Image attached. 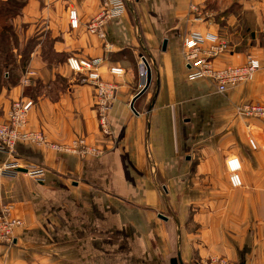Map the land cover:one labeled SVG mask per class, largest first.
<instances>
[{
	"label": "crops",
	"instance_id": "1",
	"mask_svg": "<svg viewBox=\"0 0 264 264\" xmlns=\"http://www.w3.org/2000/svg\"><path fill=\"white\" fill-rule=\"evenodd\" d=\"M20 1L0 122L12 101L28 96L34 106L25 130L58 144L83 136L103 153L25 141L13 153L0 151V165L20 166L1 178L0 205L23 222L11 243H0V264H188L208 256L264 264V120L239 111L245 102L264 103V0H124L125 11L105 22L104 39L85 27L100 0ZM216 33L230 40L216 65L249 55L262 64L223 93L209 79L187 78L182 51L188 34ZM70 56L100 58L101 76L117 84L107 134L99 130L94 87L68 66ZM141 56L150 82L134 98L144 85ZM232 158L240 164L237 187L228 179ZM28 166L43 168L41 179L27 175Z\"/></svg>",
	"mask_w": 264,
	"mask_h": 264
},
{
	"label": "built area",
	"instance_id": "2",
	"mask_svg": "<svg viewBox=\"0 0 264 264\" xmlns=\"http://www.w3.org/2000/svg\"><path fill=\"white\" fill-rule=\"evenodd\" d=\"M103 10L99 15H95L86 23V31L89 34L96 35L100 39H104V25L109 19L119 16L124 12L123 0H102ZM69 25L72 29H77L80 20L77 10L71 8L68 14ZM106 46V45H105ZM183 58L187 67V78L209 79L216 85L219 93L225 92L228 87L237 85L250 80L254 73L258 71L262 64L260 59L255 55H249L245 62L237 66H226L216 68L214 60L224 52L230 50V44L218 38L217 35L209 34L206 39L201 34H191L183 39ZM106 47H109L107 45ZM264 59V46H263ZM139 76L145 83L146 63L143 56L139 60ZM68 66L81 75V81L89 83L94 87V95L98 106V126L103 134H107L108 116L113 105L117 84L112 81L104 80L99 72L101 59H78L69 57L67 59ZM109 72L115 76H120L123 69L120 67H110ZM25 82V81H24ZM34 106L32 99L20 97L10 104L6 120L0 122V151L13 153L17 142L25 141L34 144H40L50 147L51 149L75 153L79 156L95 155L99 156L103 153V149H99L85 141L84 137H77L68 144H55L46 140L41 131H28L25 126L28 122V113ZM240 113L247 118H260L264 120V103L245 102L240 105ZM251 148H256L253 138L248 139ZM227 166L230 173V183L237 187L241 185V177L239 175L240 164L236 158L228 159ZM17 160H11L0 165V180L3 176H13L19 168ZM24 172L31 177L41 179L44 169L36 166H28ZM11 205H0V243H11L13 239V230L23 225L22 220L11 215ZM188 264H227L224 260L216 257L196 258Z\"/></svg>",
	"mask_w": 264,
	"mask_h": 264
},
{
	"label": "rangeland",
	"instance_id": "3",
	"mask_svg": "<svg viewBox=\"0 0 264 264\" xmlns=\"http://www.w3.org/2000/svg\"><path fill=\"white\" fill-rule=\"evenodd\" d=\"M7 1V0H6ZM124 1V0H123ZM13 2H15L16 3V5L15 6H10V9L13 11L12 13H11V15L9 16V18L11 19V21H12V19L15 17V16H17L18 14H19V12H20V5L22 4V2L20 1V0H14ZM7 3V2H6ZM122 4H123V8H124V11H125V3L124 2H122ZM71 8H74V7H70V8H68V10H67V15L69 14V10L71 9ZM193 9H194V11H197L194 7H193ZM76 10V9H75ZM103 10V2H102V0H100V12L97 14V15H99L100 13H101V11ZM12 28H13V33L11 34V35H9V37H8V41H7V55H6V63H7V65H6V67L5 68H2V70H0V72H2V74L0 73V88H1V85L5 82L4 80H5V78L2 76L3 75V73L4 72H8V70L10 69V63H9V56H10V41H11V39H12V36H14V33H15V29H14V26H13V21H12ZM227 34V33H226ZM230 33H228L227 35H229ZM205 39H206V36L207 35H203V34H201ZM216 35L218 36V38H220V39H224V40H226L229 44H230V40H229V38L225 35V34H218V33H216ZM237 35V34H236ZM187 36H190V34H188ZM30 41V42H29ZM27 43L29 44V45H33L32 43H33V41L32 40H28L27 41ZM49 43V39H48V37H46V38H44V47H45V45H47ZM183 51V50H182ZM225 53V52H224ZM223 54V53H222ZM48 56H49V58L50 59H52V60H58L59 58H60V56L59 55H56V54H54V53H51V52H49V54H48ZM220 56V55H219ZM70 57H74V56H70ZM69 57H67V59H68ZM3 59H5V58H3ZM67 59H66V63H67ZM88 59H91V58H88ZM93 59H96V58H93ZM217 59V58H216ZM215 59V60H216ZM215 60H214V64H215V67L216 68H222V67H226V66H237V65H239V64H225V65H223V66H218V65H216V63H215ZM140 61H138V63H139ZM240 64H242V63H240ZM2 66V65H1ZM114 83H116V82H114ZM23 98H29V99H32V98H30V97H28V96H23ZM254 102H259V101H249L248 103H254ZM12 103V102H11ZM263 103V102H262ZM38 131V130H37ZM42 132V131H41ZM45 136V135H44ZM79 137H83V136H79ZM77 138V137H76ZM86 141V140H85ZM55 144H58V143H55ZM60 145H63V144H60ZM97 147V146H96ZM99 149H100V147H99ZM229 177H230V173H229V176H228V179H229ZM229 182H230V180H229ZM230 185H231V183H230ZM232 186V185H231ZM232 187H234V186H232ZM211 257H216V258H219V259H221V260H224L227 264H233V263H231L228 259H226V258H224V257H222V256H208V257H205V259H208V258H211ZM196 259V258H195ZM192 261V260H191Z\"/></svg>",
	"mask_w": 264,
	"mask_h": 264
},
{
	"label": "trees",
	"instance_id": "4",
	"mask_svg": "<svg viewBox=\"0 0 264 264\" xmlns=\"http://www.w3.org/2000/svg\"><path fill=\"white\" fill-rule=\"evenodd\" d=\"M13 1L14 0L0 1V70L5 68L7 65V41L9 35L13 33L12 21L9 18L13 11L10 9V6L16 5V3ZM0 73L2 74V72ZM4 73L2 76H4Z\"/></svg>",
	"mask_w": 264,
	"mask_h": 264
},
{
	"label": "water",
	"instance_id": "5",
	"mask_svg": "<svg viewBox=\"0 0 264 264\" xmlns=\"http://www.w3.org/2000/svg\"><path fill=\"white\" fill-rule=\"evenodd\" d=\"M165 46H166V40L163 41V46H162V49H163V50L165 49ZM149 82H150V71H149V69H148V66H146V77H145V83H144L143 87L140 89V91L135 95L134 98L138 97V96H139V95H140V94H141V93L147 88ZM133 100H134V99H133ZM132 104H133V101H132L131 104H130L131 108H132ZM176 260H177L176 258L171 259L172 264H176Z\"/></svg>",
	"mask_w": 264,
	"mask_h": 264
}]
</instances>
